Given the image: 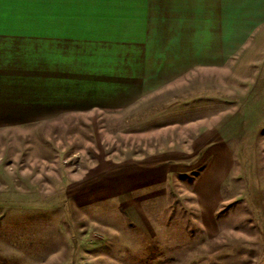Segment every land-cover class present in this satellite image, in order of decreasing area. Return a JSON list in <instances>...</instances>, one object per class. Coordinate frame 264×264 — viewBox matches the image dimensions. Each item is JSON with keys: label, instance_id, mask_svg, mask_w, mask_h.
<instances>
[{"label": "rangeland", "instance_id": "obj_1", "mask_svg": "<svg viewBox=\"0 0 264 264\" xmlns=\"http://www.w3.org/2000/svg\"><path fill=\"white\" fill-rule=\"evenodd\" d=\"M0 264H264V32L128 109L0 127Z\"/></svg>", "mask_w": 264, "mask_h": 264}, {"label": "crops", "instance_id": "obj_2", "mask_svg": "<svg viewBox=\"0 0 264 264\" xmlns=\"http://www.w3.org/2000/svg\"><path fill=\"white\" fill-rule=\"evenodd\" d=\"M264 32V0H0V127L125 110Z\"/></svg>", "mask_w": 264, "mask_h": 264}]
</instances>
